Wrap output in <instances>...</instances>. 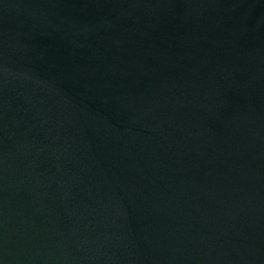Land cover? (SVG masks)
Here are the masks:
<instances>
[{
  "label": "water",
  "instance_id": "95a60500",
  "mask_svg": "<svg viewBox=\"0 0 264 264\" xmlns=\"http://www.w3.org/2000/svg\"><path fill=\"white\" fill-rule=\"evenodd\" d=\"M0 264H264V0H0Z\"/></svg>",
  "mask_w": 264,
  "mask_h": 264
}]
</instances>
